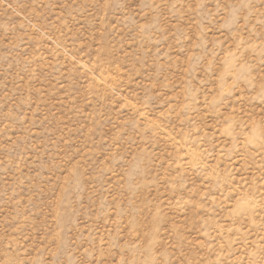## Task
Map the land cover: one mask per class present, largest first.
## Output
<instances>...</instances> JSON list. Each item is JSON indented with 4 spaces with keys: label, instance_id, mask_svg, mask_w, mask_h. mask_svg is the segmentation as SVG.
Wrapping results in <instances>:
<instances>
[{
    "label": "rangeland",
    "instance_id": "374dc122",
    "mask_svg": "<svg viewBox=\"0 0 264 264\" xmlns=\"http://www.w3.org/2000/svg\"><path fill=\"white\" fill-rule=\"evenodd\" d=\"M0 264H264V0H0Z\"/></svg>",
    "mask_w": 264,
    "mask_h": 264
}]
</instances>
